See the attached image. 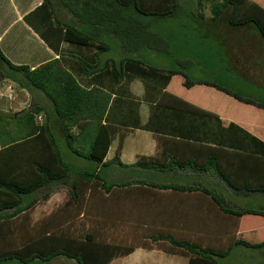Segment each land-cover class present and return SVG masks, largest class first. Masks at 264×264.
I'll list each match as a JSON object with an SVG mask.
<instances>
[{
	"label": "trees",
	"instance_id": "1",
	"mask_svg": "<svg viewBox=\"0 0 264 264\" xmlns=\"http://www.w3.org/2000/svg\"><path fill=\"white\" fill-rule=\"evenodd\" d=\"M194 1L200 9L204 4L208 6L211 14L205 18L206 22L224 18L233 29L251 24L264 39V7L257 2ZM38 7L45 8V13L38 15L45 18V23L51 24L53 20L57 27L51 25L52 29L61 32L60 40L91 51L94 61L85 60V54L82 56L74 50L66 51L63 58L59 49L58 56L30 67L11 62L0 50V81L12 75L4 70V65L17 72L13 77L15 87L39 90L50 107L47 110L42 104L28 103L18 110L0 111V264H38L37 259L47 261L58 254L72 257L77 264H105L140 244L138 233L129 232L128 240L122 237L121 222H115L112 210L106 206L113 200L109 191L125 183L106 182L99 172L86 168L70 173L71 163L61 152L60 142L81 158L97 163L117 133L118 145L110 161L119 163L117 151L124 130L141 127L157 133L160 148L152 155L137 158L133 165L156 168L178 163L181 160L175 152L184 149L190 153L191 148L193 155L188 162L194 169L212 167L232 187L264 191L263 134L261 139L235 123L220 125L219 120L215 125H204L208 112L203 109L194 111L196 116L202 115L201 125H193L188 132L184 127L178 131L155 125V105H150L146 120L139 123L138 100L117 94L110 98L109 92L101 89L106 73L112 77L110 86L114 85L115 89L126 88L135 77L142 80L144 88L166 87L172 77L179 76L184 86L197 83L213 86L264 109L261 99L241 94L215 79L192 77L186 70L187 59L174 57L175 63L180 64L178 67L162 68L144 62L138 55L142 48L169 52L167 36L151 29V21L143 16L178 15L182 12L180 0H41ZM58 7L69 17L60 19L56 13ZM197 15L202 17L198 10ZM108 36L117 39L121 53L109 65L100 60V53L109 46L104 39ZM78 74L91 77L92 86H83L76 78ZM37 113L43 114L40 119L36 118ZM50 113L52 122L48 120ZM234 132L240 134L236 144ZM71 142L84 145L75 148ZM166 156L169 161L163 163ZM244 174L246 178L242 179ZM61 182L68 187L65 196L50 211L33 217L34 193L46 184ZM48 193L45 190L41 197L46 198ZM208 193L222 213L243 216L241 225L249 233L234 236L231 242L252 247L256 255L263 256L257 264H264V207L234 208L223 203L216 193ZM24 194L28 196L24 198ZM99 202L103 203L100 207ZM236 224L239 226V221ZM114 229L118 237L112 232ZM179 243L193 253L188 264H217L216 256L224 255L230 248L219 251L185 240ZM141 244L149 245L144 241Z\"/></svg>",
	"mask_w": 264,
	"mask_h": 264
},
{
	"label": "crops",
	"instance_id": "2",
	"mask_svg": "<svg viewBox=\"0 0 264 264\" xmlns=\"http://www.w3.org/2000/svg\"><path fill=\"white\" fill-rule=\"evenodd\" d=\"M40 1L0 0L1 52L11 62L27 64L30 67L58 56L59 49L63 58L66 56V51L74 50L77 53L81 52L82 56L85 54V60L93 62V57H90L91 51L60 40L61 32L54 33L51 24L45 23V18L40 19L38 14L45 13V8L38 7ZM253 1L264 7V0ZM32 10L34 11L32 12ZM62 14L65 19L69 17L65 10H62ZM39 22L42 23L40 29L37 27ZM239 27L243 28V26H238L236 29ZM244 28L249 29L245 26ZM252 36H256V38L254 39ZM252 36L251 38L245 37L243 40H233L222 35L220 42L223 43V52L232 70L242 78L250 80L251 83L255 82L256 87L258 84L264 85V46L258 34ZM24 40L28 41L27 44L21 43ZM108 43V48L104 50L105 54H100L101 62H105L107 65L113 58L118 59L121 55L117 47L112 49L110 42ZM256 53H259L258 55L263 59L259 65L256 64L259 59H253ZM186 70L192 77L204 78L194 74L190 66ZM105 75L103 86L99 85L102 90L109 92L110 98L117 94L124 98L132 96L133 99L138 100L139 123L146 120L151 109L150 105H155L153 107L155 125L170 129L177 128L178 131L184 127L185 131L188 132L192 131L193 125H201L202 115L196 116L194 111L203 109L208 112L207 116H204L206 117L204 125H215L218 120L220 121L219 124L223 126L230 125L232 122L263 139L264 109L239 100L213 86L200 83L184 86L182 78L174 76L166 87L144 88L142 80L135 77L130 80L126 88L115 89L114 85L110 86L112 80L110 74L106 73ZM76 78L86 88L94 83L88 75L78 74ZM21 88L26 93V98L22 97V102L27 100L31 103L42 104L47 110H50L49 103L41 92L25 87ZM238 92L264 101V94L258 93L255 89ZM1 99L0 111H10L11 106L16 103L13 102L14 100L6 99L3 101ZM140 129L148 132L149 139L139 140L136 149L124 153L126 136H134L136 131ZM234 133L233 142L236 144V138L240 137V134ZM156 134L155 131L141 127H127L117 151L119 163L110 161L118 145L117 133L110 139L102 160L95 165L89 166L81 162L80 164L83 166L79 167L70 161V173L76 169L86 168L99 172L106 182L125 183L117 185L114 187L115 190L109 191L113 200L108 201L106 206L112 210L111 214L115 216V222H121L122 237L125 236L128 240L131 238L129 232L138 233L140 244L135 245L127 253L110 258L105 264H188V259L193 253L191 254V251L186 250L179 243L182 240L188 243L194 242L201 246H209L219 251L230 246L224 255L216 256V261L217 264H236L239 256L246 255L244 252L252 247L240 243L232 244L231 240L234 236L246 235L249 231L241 225L243 216L239 217L219 211L208 191L216 193L223 203L234 208L264 207V191L232 187L212 167L202 171L194 169L188 162L193 155L191 148L190 153L184 149L175 152L176 157L181 160L178 163L156 168L133 165L132 163L137 158L158 152L159 140L161 141V139H158ZM185 141L188 140L185 139ZM113 143H115L113 152L108 154L109 146ZM167 161L169 160L166 156L163 163ZM245 175L241 178H246ZM135 180L141 183L131 182ZM126 182H130V184H126ZM163 184L167 187H163ZM66 188L68 187L66 186ZM102 205L103 203L99 202L98 207ZM238 221L239 226L236 224ZM112 232L116 233V237H118L116 229ZM142 241L149 245L141 244ZM252 249V252L248 254L253 260L251 259L245 264L258 263L255 260L257 255ZM233 253L238 257H233ZM178 255L184 259L179 260L176 258ZM65 259L67 261H64ZM37 261L35 263L38 264H77L72 257H66L62 254L55 255L47 261L38 259ZM9 264L19 263L10 262Z\"/></svg>",
	"mask_w": 264,
	"mask_h": 264
},
{
	"label": "rangeland",
	"instance_id": "3",
	"mask_svg": "<svg viewBox=\"0 0 264 264\" xmlns=\"http://www.w3.org/2000/svg\"><path fill=\"white\" fill-rule=\"evenodd\" d=\"M180 1L182 5V12L178 15L163 16V17H155L154 15L143 16L145 19H149L151 21L150 28L165 34L169 42V52L167 53L154 51L151 50L150 48H142L140 52H138V55L141 56L144 62L162 68H171V66L178 67L180 65L178 63H175L174 57H181L182 59L189 60L188 63L189 65L187 66V68L190 66L194 74L201 75L202 77L207 79H215L224 85L233 87L238 91H249L251 89H255L258 93L264 94V85L258 84L255 87V82L251 83L250 80L242 78L239 74H237L232 70L231 65L229 64V62L227 61L224 55L223 43L220 42L221 41L220 39H222V35L228 36L227 37L228 39L232 38L233 40L235 39L243 40L245 37L251 38L253 34H257L254 27L251 24H248L246 26L249 27V29H245L244 27L243 28L239 27V29L236 28L233 29V27H230L227 25V23H225L226 21L224 18H219L218 20H214L212 23L210 20H207L206 22L205 18H209L211 14L207 5L204 4L203 8L200 9L196 6L194 0H180ZM62 10L64 9L58 7L56 13L58 14V17L63 20L65 19V16L62 14ZM197 10L202 15V17H199L197 15ZM203 23H204L203 26L200 25ZM51 25L56 26L53 20H51ZM40 26H42V23L39 22V25H37V27H39L40 29ZM204 31H206V34H204ZM54 33H58V28L54 29ZM252 37L254 39L256 38V36L255 37L252 36ZM259 38L264 46V39L261 38L260 36ZM104 39L110 42L112 49L117 47V46L114 47V45L117 44L116 38L108 36L105 37ZM27 42H28L27 40H24L21 43L27 44ZM100 54H105V51H102ZM258 54L259 53H256L255 54L256 56L253 59H259L258 62L256 63L259 65L263 59H261V56H259ZM2 66L4 70H7L10 74H12L5 77L3 79L4 82H11L12 84L13 83L15 84L16 81L13 80V77L16 76L15 74H17V72L7 69L4 65ZM16 89H17V93H16L17 95H15L14 97L15 99L13 101L14 103L15 102L16 103L11 106L10 111L19 108L20 101L23 100L22 97L24 99L26 98V93H24L21 87L17 86ZM32 90L40 92L39 90L34 88H32ZM1 100L5 101L6 99L2 98ZM26 102L31 103V101L28 102L27 100ZM23 103L25 102L21 101V104ZM42 115L43 114L41 113V116ZM48 118L50 122L53 121V116L51 113L49 114ZM146 139L147 140L149 139V135L148 132L143 129L137 130L134 136L131 135L126 136L124 153L128 151H133V149L137 148V143L139 140H146ZM59 144L62 150L61 152L63 153L64 157L67 160L72 161L73 165H79V167H82L83 164L81 165L80 164L81 162L86 163L89 166L95 165V162L90 160H85L77 156V154L71 150L70 146L65 145L64 142H60ZM71 144L75 148H82L84 145V143L75 144L73 142H71ZM114 145L115 143L109 146L108 154H112ZM66 186L67 184L61 182L55 185L46 184L43 188L38 189L37 192H35L33 195L36 199L35 207L32 210L33 217H38L46 213L47 211L53 209L57 204V202H59V200L65 196L67 189ZM45 190H48L49 193L46 198H42L41 195ZM27 196L28 194L23 195L24 198H26ZM251 249L252 248H248V251L244 252L246 253V255L245 254L240 255L236 264L238 263L245 264L249 260H251L252 257L251 255H249L250 252H252ZM232 256L238 257L235 256L234 253ZM262 257L257 255L255 260L259 262V260H261ZM176 258H178L179 260L184 259L180 255H178V257ZM57 260H61V259H57ZM64 261L67 260L65 259Z\"/></svg>",
	"mask_w": 264,
	"mask_h": 264
},
{
	"label": "built area",
	"instance_id": "4",
	"mask_svg": "<svg viewBox=\"0 0 264 264\" xmlns=\"http://www.w3.org/2000/svg\"><path fill=\"white\" fill-rule=\"evenodd\" d=\"M0 99L1 98H5L7 100H14L15 98V95H17V89L16 87L14 86V84H12L11 82H4V80H1L0 81ZM28 103L25 102L23 104H21L20 107L22 106H27ZM36 118L37 119H40L41 116L39 113L36 114Z\"/></svg>",
	"mask_w": 264,
	"mask_h": 264
},
{
	"label": "clouds",
	"instance_id": "5",
	"mask_svg": "<svg viewBox=\"0 0 264 264\" xmlns=\"http://www.w3.org/2000/svg\"><path fill=\"white\" fill-rule=\"evenodd\" d=\"M22 107H24V106H22ZM22 107H20V108H22Z\"/></svg>",
	"mask_w": 264,
	"mask_h": 264
}]
</instances>
